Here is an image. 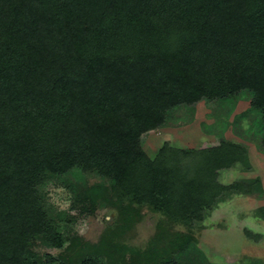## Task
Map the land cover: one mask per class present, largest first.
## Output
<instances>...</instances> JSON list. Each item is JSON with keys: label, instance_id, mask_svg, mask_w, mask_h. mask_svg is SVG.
I'll return each instance as SVG.
<instances>
[{"label": "trees", "instance_id": "trees-1", "mask_svg": "<svg viewBox=\"0 0 264 264\" xmlns=\"http://www.w3.org/2000/svg\"><path fill=\"white\" fill-rule=\"evenodd\" d=\"M241 91L264 123V0H0V264H73L34 251L64 246L39 188L72 170L111 179L119 205L182 224L222 192L262 196L259 180L218 181L250 167L239 143L143 150L169 111ZM166 251L149 255L181 264ZM74 264L125 263L93 253Z\"/></svg>", "mask_w": 264, "mask_h": 264}, {"label": "rangeland", "instance_id": "rangeland-1", "mask_svg": "<svg viewBox=\"0 0 264 264\" xmlns=\"http://www.w3.org/2000/svg\"><path fill=\"white\" fill-rule=\"evenodd\" d=\"M250 101L251 93L241 91L232 101L202 99L178 106L169 111L164 126L147 136L143 150L153 159L164 143L182 150L215 144L219 138L239 143L248 151L250 167L238 164L222 170L218 181L228 186L259 180L262 196L222 192L202 220L182 224L146 205L128 200L119 205L110 191L111 179L96 171L72 170L46 178L39 188L63 233L64 246L55 249L38 242L35 254L73 264L93 253L125 264H155L149 251L167 250L181 264H264V123L261 114L250 109ZM102 186L107 191L96 192ZM176 237L179 243L190 237L192 245L181 250Z\"/></svg>", "mask_w": 264, "mask_h": 264}, {"label": "crops", "instance_id": "crops-1", "mask_svg": "<svg viewBox=\"0 0 264 264\" xmlns=\"http://www.w3.org/2000/svg\"><path fill=\"white\" fill-rule=\"evenodd\" d=\"M231 169H233V168H231ZM227 170H229V169H227Z\"/></svg>", "mask_w": 264, "mask_h": 264}]
</instances>
